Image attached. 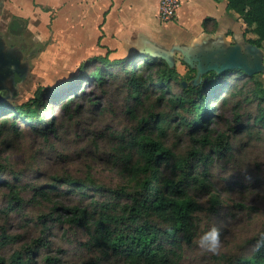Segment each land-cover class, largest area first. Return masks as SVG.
Returning <instances> with one entry per match:
<instances>
[{
    "label": "rangeland",
    "instance_id": "obj_1",
    "mask_svg": "<svg viewBox=\"0 0 264 264\" xmlns=\"http://www.w3.org/2000/svg\"><path fill=\"white\" fill-rule=\"evenodd\" d=\"M34 1L0 0V52L5 63L0 89L6 90L0 96V102L6 104L0 117L26 103L40 87H49L51 91L72 84L77 97L71 104L72 116L55 104L46 105L45 126L50 129L52 120L55 131L45 135L8 115L10 121H18L17 132L10 127L1 134L0 163L7 169L4 178L21 186L22 205L7 209L9 190L0 186V264H14L13 257L25 258L27 250L35 253L33 264H125L90 247L85 226L66 219L68 215L63 208H86L90 198H80L65 181L92 185L86 191L95 202L92 212H98L100 205L108 202L115 205L128 202L125 196L135 189L134 182L114 159L126 152L120 149L121 138H129V134L134 135L140 128L154 140H161L177 159L187 158L192 162L198 152L213 157L205 176L209 187L198 188L191 194L200 207L193 217L196 235L191 245L183 247L178 264H226L231 258L250 255L254 238L264 230V129L259 124L253 126L259 108L264 109V71L250 77L230 75L228 82L236 95L229 97L225 105L214 103L215 115L209 125L212 137L221 134L231 146L224 157L218 158L209 146L195 142L200 133L181 132L179 126L174 129L179 116L167 103L168 93L159 100L158 87L142 90L138 104L133 100L135 94L128 89L130 73H124L121 67L112 65L115 76H106L108 79L102 86L76 78L79 67L72 72L59 70L54 58L57 56L86 53L80 64L100 57L92 56V0H77L81 6L70 10L78 12L79 19L74 25L83 29L81 41H63L59 36L62 2L46 11L47 7L39 9ZM13 23L18 33L10 29ZM258 48L264 65V43ZM108 60L112 63L120 59ZM143 60L137 58L135 64ZM94 68L92 65L88 72ZM186 70H181L178 80ZM130 108L133 115L128 113ZM178 112L181 116L187 114L183 110ZM166 114L172 119L160 139L154 121ZM236 115L248 129L235 123ZM142 120L146 123H141ZM168 162L160 165V176L176 178L174 161ZM50 186L56 189L48 198H34L35 188L49 190ZM154 186L150 185L146 195L152 193ZM214 224L221 229L220 245L215 253L198 244L200 234ZM45 242L49 243L48 250L41 247Z\"/></svg>",
    "mask_w": 264,
    "mask_h": 264
},
{
    "label": "trees",
    "instance_id": "obj_2",
    "mask_svg": "<svg viewBox=\"0 0 264 264\" xmlns=\"http://www.w3.org/2000/svg\"><path fill=\"white\" fill-rule=\"evenodd\" d=\"M225 1L227 6L242 19L246 31L249 30L255 35L256 38L247 39L246 42L261 47L264 43V0ZM210 21L213 22L211 28L208 27ZM202 25L205 31H214L216 28V22L210 18H205ZM10 29L18 33L14 23L11 24ZM137 58L144 60L135 64ZM92 65L95 68L88 72V68ZM111 66L121 67L124 73H130L128 89L135 94L133 100L138 104H141L142 90L148 86L158 87L161 92L159 100L164 99V95L168 93L167 103L179 116L174 129L179 126L182 128L181 132L200 133L201 137L195 142L200 143L202 147L209 146L213 155L218 158L224 157L229 151L231 146L228 138L220 134L213 139L209 125L215 115L214 103L219 101L225 105L229 97L236 95L228 82V77L246 76L244 72L234 70L220 74L210 72L203 76L199 85L194 86L191 82L196 71L188 66L183 78L178 80L176 67H169L162 59L140 55L124 57L118 62L111 63L106 56L95 57L82 63L76 78L102 86L108 79L105 78L106 76L109 78L115 76ZM137 69L140 72H136ZM184 81L187 82L186 86L182 83ZM76 97V88L72 84L51 91L45 86L38 88L26 103L0 117V136L10 127L17 132L15 124L18 121H10L8 115H11V118L21 119L29 129L35 130L40 135H45L48 131L54 132L55 126L52 120L50 129L45 126L43 115L46 105L55 104L57 108L72 116L71 104ZM5 108L6 104L0 102V112ZM179 110L187 114L181 116ZM128 113L133 115L134 111L130 108ZM171 119L172 116L169 114L156 117L154 127L159 131L160 139L165 136ZM253 120V126L259 124L264 129V109L259 108V113ZM234 121L240 128H249L243 126L239 115L235 116ZM141 123H146V120H142ZM128 136L129 138H121L120 145V149L126 152H121L118 158L114 159L115 163L120 162L123 165V171L134 182L135 189L125 196L128 202L121 205L108 202L101 204L98 212H92V203L95 202H92L90 196L92 194L86 192L92 185L87 182L78 184L67 179L65 183L72 187L74 193L80 194V198H90L89 205L86 206L90 211L76 206L63 208L68 215L66 219L76 224L82 223L88 230L87 244L104 253L106 257H114L125 264H178L183 247L191 245L196 235L193 217L200 207L191 194L198 188L209 187L205 176L207 167L213 162V157L198 152L192 162L187 158L177 159L163 146L161 140H154L143 128L137 129L134 135ZM170 160L174 161L172 168L178 174L176 178L164 179L160 176L159 168ZM6 172V166L0 163V186L8 189L10 196L6 208L15 209L16 206L22 205L21 186H15L4 178ZM152 183L155 184L154 189L151 194L146 195ZM48 189L35 188L34 198L46 199L56 187L50 186ZM238 207L242 206L238 205ZM95 215L98 217L95 218ZM41 247L44 250L50 248L49 243L46 242L42 243ZM25 253V258L19 259L17 255L14 256V264H33L32 258L35 253L31 250ZM46 259L51 260L49 257ZM226 264H264V230L254 238V250L250 255L231 258Z\"/></svg>",
    "mask_w": 264,
    "mask_h": 264
},
{
    "label": "crops",
    "instance_id": "obj_3",
    "mask_svg": "<svg viewBox=\"0 0 264 264\" xmlns=\"http://www.w3.org/2000/svg\"><path fill=\"white\" fill-rule=\"evenodd\" d=\"M58 1L62 2L58 16L62 24L60 38L84 40L83 29L74 25L79 19L78 12L70 11L81 6L77 0L34 3L38 8L47 7L48 11ZM159 5L160 0H92V56L122 59L128 50L149 47L156 54H168L180 75L186 66L196 68L218 61L232 46H239L244 52L250 44L246 40L254 39V34L246 31L242 19L225 0H180L174 20L168 22L159 19ZM205 18L216 22L214 31L204 30ZM212 23H208L209 28ZM84 55L79 52L54 58L60 71L72 72L80 67Z\"/></svg>",
    "mask_w": 264,
    "mask_h": 264
},
{
    "label": "water",
    "instance_id": "obj_4",
    "mask_svg": "<svg viewBox=\"0 0 264 264\" xmlns=\"http://www.w3.org/2000/svg\"><path fill=\"white\" fill-rule=\"evenodd\" d=\"M147 55L152 58H158L164 60L169 67H174V62L168 54H156L154 51L145 47L143 49L128 50L125 57ZM190 64V63H188ZM191 69L196 71L195 77L192 80V85L197 86L203 80V76L207 73L214 72L220 74L225 71H242L247 77L264 71V65L260 57V49L252 44H248L243 52L239 46L230 47L226 53L220 57L218 61L207 65H198L196 68L189 65ZM5 63L3 62L2 51L0 52V74L3 72ZM1 77V76H0ZM1 81V78H0ZM186 86V82H182ZM6 90L0 89V96H4Z\"/></svg>",
    "mask_w": 264,
    "mask_h": 264
},
{
    "label": "clouds",
    "instance_id": "obj_5",
    "mask_svg": "<svg viewBox=\"0 0 264 264\" xmlns=\"http://www.w3.org/2000/svg\"><path fill=\"white\" fill-rule=\"evenodd\" d=\"M220 233L221 229L214 224L210 229L200 234L198 244L202 248L215 253L220 245Z\"/></svg>",
    "mask_w": 264,
    "mask_h": 264
},
{
    "label": "built area",
    "instance_id": "obj_6",
    "mask_svg": "<svg viewBox=\"0 0 264 264\" xmlns=\"http://www.w3.org/2000/svg\"><path fill=\"white\" fill-rule=\"evenodd\" d=\"M180 7V0H160L159 19L162 22L174 20Z\"/></svg>",
    "mask_w": 264,
    "mask_h": 264
}]
</instances>
